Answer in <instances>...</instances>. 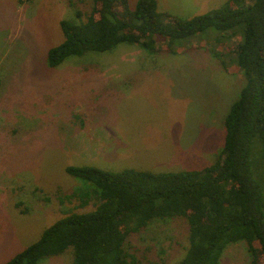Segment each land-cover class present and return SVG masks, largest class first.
Returning <instances> with one entry per match:
<instances>
[{"label":"rangeland","instance_id":"374dc122","mask_svg":"<svg viewBox=\"0 0 264 264\" xmlns=\"http://www.w3.org/2000/svg\"><path fill=\"white\" fill-rule=\"evenodd\" d=\"M226 1L157 0L162 11L183 19ZM93 2L0 0V264L36 242L70 209L93 207L70 201L73 191L92 185L70 175L67 166L110 172L202 169L223 150L224 120L246 78L234 64L227 71L213 48L233 51L239 36L218 41L215 36L224 38L223 33L210 28L208 38L193 35L172 51L164 45L152 53L119 44L50 66L49 49L64 39L61 21L74 20L77 10L89 13ZM136 2L130 0V6ZM124 72L165 74L166 79L147 83L168 87L129 90L123 86L129 80L118 78ZM157 123L159 129L151 126ZM188 244L189 222L168 217L153 219L126 246L144 264H175ZM251 259L240 240L226 246L219 264H251ZM72 261L68 249L38 264Z\"/></svg>","mask_w":264,"mask_h":264},{"label":"trees","instance_id":"16d2710c","mask_svg":"<svg viewBox=\"0 0 264 264\" xmlns=\"http://www.w3.org/2000/svg\"><path fill=\"white\" fill-rule=\"evenodd\" d=\"M93 1L89 13L77 10L74 20L61 21L64 39L49 49L50 66L119 44L172 51L193 35L208 38L213 28L223 33L215 36L218 41L239 36L233 51H213L246 82L225 117L224 147L214 163L163 172L67 166L70 175L92 185L73 191L70 201L93 207L70 209L5 264H38L68 249L72 264H144L126 246L128 238L153 219L168 217L189 222V244L175 264H219L226 246L240 240L247 243L251 264H264V0H227L187 19L162 11L157 0H137L134 8L130 0Z\"/></svg>","mask_w":264,"mask_h":264},{"label":"crops","instance_id":"0c3cea01","mask_svg":"<svg viewBox=\"0 0 264 264\" xmlns=\"http://www.w3.org/2000/svg\"><path fill=\"white\" fill-rule=\"evenodd\" d=\"M118 78L119 79H125V80H129V83L124 84L123 86H127L129 88V90H132L134 88H137V90L139 89H143V88H154V87H159L161 89H165L168 87L167 83H162V84H158L157 82H152V83H147V81H156V79H160L164 80L165 78V74H161V73H155V72H124V73H120L118 74ZM159 77V78H157ZM117 87L119 88L120 85H117ZM136 90V91H137ZM153 102V101H151ZM160 102H156L155 104H159ZM165 125V122L163 123ZM153 127H157L159 129V124L157 123V125H151ZM155 128V129H157ZM151 129V128H150ZM167 141V140H166Z\"/></svg>","mask_w":264,"mask_h":264}]
</instances>
